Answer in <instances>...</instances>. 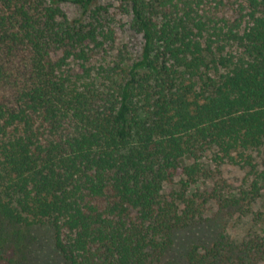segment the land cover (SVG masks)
I'll return each instance as SVG.
<instances>
[{
	"label": "trees",
	"instance_id": "1",
	"mask_svg": "<svg viewBox=\"0 0 264 264\" xmlns=\"http://www.w3.org/2000/svg\"><path fill=\"white\" fill-rule=\"evenodd\" d=\"M105 1L0 0V263L10 228L49 224L68 264H165L210 202L261 194L192 186L264 152V0ZM186 264H264V236Z\"/></svg>",
	"mask_w": 264,
	"mask_h": 264
},
{
	"label": "rangeland",
	"instance_id": "2",
	"mask_svg": "<svg viewBox=\"0 0 264 264\" xmlns=\"http://www.w3.org/2000/svg\"><path fill=\"white\" fill-rule=\"evenodd\" d=\"M108 1L113 0L105 2ZM65 9L71 18L79 17L81 14V10L71 4H67ZM141 42L140 37H134L130 42V49L134 54H139ZM219 72H224V69L221 68ZM212 73L214 74L215 70H212ZM252 156L254 168L218 165L211 160V156L210 162L215 171L213 178L200 179L192 186V190L197 188L208 190L215 187L227 197H241L244 191L252 189L256 181L262 187L260 196L254 200L248 199L244 210L237 212L232 218L220 213L216 202H210L209 209L202 219L175 232L174 246L164 257L163 263L186 264L187 253L194 244L211 243L221 235H226L236 242H242L254 234L264 236V152L259 154L253 152ZM10 231L11 234L14 231L19 233L12 236L6 247L8 258L12 261L16 259L19 264H68L55 247L49 224L33 229L23 226L12 227ZM5 263L10 264L9 261Z\"/></svg>",
	"mask_w": 264,
	"mask_h": 264
}]
</instances>
